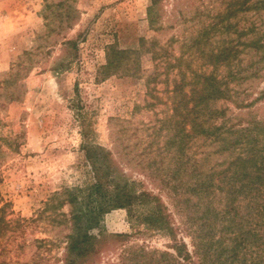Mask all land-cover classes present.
Listing matches in <instances>:
<instances>
[{
    "label": "rangeland",
    "instance_id": "rangeland-1",
    "mask_svg": "<svg viewBox=\"0 0 264 264\" xmlns=\"http://www.w3.org/2000/svg\"><path fill=\"white\" fill-rule=\"evenodd\" d=\"M212 74L231 98L202 100ZM212 107L237 127L264 120V0H0V208L11 220L0 227V264H145V252L175 253L136 206L104 213L91 251L67 255V191L86 209L78 189L94 181L86 144L160 195L176 238L195 250L208 231L201 183H220L219 207L242 183L232 154L200 133ZM232 223L213 222L215 238L230 237ZM115 233L132 235L123 243Z\"/></svg>",
    "mask_w": 264,
    "mask_h": 264
},
{
    "label": "trees",
    "instance_id": "trees-1",
    "mask_svg": "<svg viewBox=\"0 0 264 264\" xmlns=\"http://www.w3.org/2000/svg\"><path fill=\"white\" fill-rule=\"evenodd\" d=\"M253 31L255 30L252 29ZM259 48L257 43L256 50ZM109 56L111 58L107 67H112L114 55ZM206 79L212 88L202 100L210 102L231 98L215 75L212 74ZM234 102L237 107L249 106L243 102ZM207 112L202 115L204 118L200 123V133L212 143L218 144V152L223 154L229 151L232 154L233 159L229 166L236 167L233 178L236 182L242 183L238 188L237 185L234 186V195L228 198L223 207L215 205V201L221 196L218 190H223L220 183H216L214 178L201 183L207 199L205 202L207 207L201 219L206 227L203 230L208 228V231L201 235L198 233L197 237L200 240L193 243L195 250L190 251L185 241L176 238L173 215L160 195L145 189L137 190L136 183L130 181L125 173L118 171L111 151L86 144L84 149L94 181L86 188L78 189L87 191L86 209L78 208L76 206L78 196L72 190L67 191V202L73 206L68 219L72 223V233L67 236L65 247L67 255L83 256L91 251L97 239L92 231L98 228L99 219L104 213L124 208L132 215L134 208L140 206L143 210L137 217L139 223H146L148 229L167 231L174 240L171 247L175 251V253L158 250L145 252L140 255L147 259L145 264H264V120L254 119L248 121L245 126L237 127L230 123L231 118L226 117V107H212ZM166 116L168 119H175L174 114ZM218 117H224V122L210 121L217 120ZM238 167H241V170ZM241 201H245L243 205L245 210L240 215ZM190 214L186 212L185 224L194 223ZM220 218L236 223V227L232 223L230 237L221 235L215 238V227L210 226ZM82 221H86V225H82ZM10 224L11 220L8 219V213L3 206L0 208V227H10ZM99 234L101 237L109 236L102 230ZM131 235L132 233H115L112 237L124 243ZM192 238L194 241V234ZM195 255L198 258L197 262L194 260ZM68 263L75 264L76 261L69 258Z\"/></svg>",
    "mask_w": 264,
    "mask_h": 264
}]
</instances>
